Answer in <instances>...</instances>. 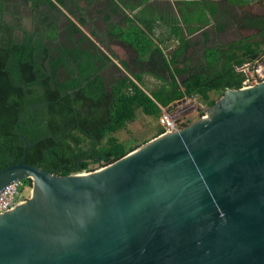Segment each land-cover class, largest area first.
<instances>
[{"label":"water","instance_id":"1","mask_svg":"<svg viewBox=\"0 0 264 264\" xmlns=\"http://www.w3.org/2000/svg\"><path fill=\"white\" fill-rule=\"evenodd\" d=\"M27 178L0 264H264V81L95 170L10 163L0 192Z\"/></svg>","mask_w":264,"mask_h":264},{"label":"trees","instance_id":"2","mask_svg":"<svg viewBox=\"0 0 264 264\" xmlns=\"http://www.w3.org/2000/svg\"><path fill=\"white\" fill-rule=\"evenodd\" d=\"M26 2L45 22L47 29L43 27V35L49 38L55 37L59 24L55 19H49L48 13L58 4L66 8L69 4H75L76 8L81 6L77 0ZM210 12L214 15V5ZM85 22V18L80 17V25ZM236 22L258 29L256 35L261 37L257 39L254 35L212 48L206 54L207 65L192 69L179 64L180 53L187 46L184 40L168 59L159 47L153 48L152 38L130 20V30L136 37L135 41L128 42L136 49L140 50V46L143 49L132 59L136 69L126 66L132 76L109 82L100 71L106 62L99 53L100 46L87 34V102L81 99L85 93L81 82L61 81V78H73V72L62 55L50 53V42H43L44 38L43 41L34 40L29 35L19 40L13 36L8 24L0 23V169L22 159L56 175L93 170L92 163L104 166L142 144L127 146L115 135L136 119L138 109L159 117L161 106L169 108L186 96L198 95L211 106L216 102L211 91L220 90L223 94L228 87L241 88L246 73L237 67L255 63L264 53V18L251 17ZM201 23L206 25L209 20L204 18ZM229 23L232 22L221 20L218 27L222 30ZM73 25L74 32H82L80 25ZM196 28H190V31ZM149 48L154 52L149 53ZM50 55L48 68L44 61ZM145 73L161 78L165 83L149 94L138 84ZM164 131L161 126L157 134ZM26 140L31 145L24 154ZM23 182L32 185L31 178Z\"/></svg>","mask_w":264,"mask_h":264},{"label":"crops","instance_id":"3","mask_svg":"<svg viewBox=\"0 0 264 264\" xmlns=\"http://www.w3.org/2000/svg\"><path fill=\"white\" fill-rule=\"evenodd\" d=\"M81 2L87 4V34L98 36V39L94 38L96 43L109 56L114 57L118 69L122 72L120 78L132 76L126 66L136 69L132 59L140 55L143 49L142 46L140 50L136 49L128 42L135 41L136 37L135 32L130 30V20L133 25L138 26L148 37L152 38L153 48L159 47L168 59L184 40L187 46L180 53V66L199 69L207 65L208 50L256 35L254 32L235 37L236 31L242 28L236 20L249 19L252 17L248 15L250 11L264 6V0H82ZM213 5L214 15L210 12ZM204 13L205 16L202 17ZM259 17L264 18V16ZM204 18L209 20L206 25L201 23ZM221 20L232 23L221 30L218 27V22ZM196 26V29L190 31V28ZM229 27L232 28L230 32H225V29ZM248 28L244 26L241 31ZM260 37L256 35L257 39ZM226 38L229 40L221 43L220 40ZM148 50L149 53L154 52L151 48ZM241 67L237 69L244 71ZM166 74L169 75V72L167 71ZM180 78L178 77L179 80ZM150 82L157 84L149 87ZM164 83L163 79L145 73L138 84L150 94ZM186 98L188 97L174 103ZM161 107L163 114L166 109Z\"/></svg>","mask_w":264,"mask_h":264},{"label":"flooded vegetation","instance_id":"4","mask_svg":"<svg viewBox=\"0 0 264 264\" xmlns=\"http://www.w3.org/2000/svg\"><path fill=\"white\" fill-rule=\"evenodd\" d=\"M80 1L82 0H77L81 5L79 8H76L75 4H69L67 8L58 4L57 8H53L48 13L50 15L49 19H55L59 24L55 37L52 38H49L45 34L43 35V27L46 28V24L26 0H0V23L8 24L11 27L13 36L19 40H23L25 36L29 35L34 40L43 41L44 38L43 42H50L52 46L50 53L56 56L62 55L73 72L71 74L73 78H61V81L69 84L81 82V87L84 86L85 89V93L81 99L87 102V4L80 3ZM248 15L259 17L261 14L257 9H254ZM80 17L85 18V24L80 25ZM73 23L81 26V33L78 34L73 31ZM235 24L237 25V23ZM231 27L225 29V32L231 30ZM245 27L248 28V26ZM248 29L256 28L249 27ZM258 32L259 30L256 29L255 33L258 34ZM91 37L92 39L99 38L96 35ZM81 38H85L86 40L82 41ZM99 53L106 61L104 68L100 70L106 81L109 82L114 78H120L122 72L118 69L114 57L112 55L109 56L101 47ZM50 57L51 55L47 56L44 61L48 68H50ZM69 91L73 92L74 89H70Z\"/></svg>","mask_w":264,"mask_h":264},{"label":"rangeland","instance_id":"5","mask_svg":"<svg viewBox=\"0 0 264 264\" xmlns=\"http://www.w3.org/2000/svg\"><path fill=\"white\" fill-rule=\"evenodd\" d=\"M258 12L264 15V6L256 8ZM242 28L236 31L235 37H240L243 34L254 33L256 29H245L244 32L241 31ZM229 38L220 40L221 43L228 41ZM248 65L249 74H256V69L260 68L264 71V53L261 57L253 64L246 63ZM149 87H153L157 83L150 82ZM211 96L218 100L223 94L222 91L214 90ZM209 105L206 104L199 96L188 97L185 100H180L171 105L170 108L165 107L166 111L170 113L180 127H185L191 122L201 118L209 109ZM159 126H161L159 117L147 115L143 113L140 109L137 110V117L134 121L129 122L124 128L115 132V135L119 140L124 142L127 146L134 145L137 143L147 142L150 139L156 137ZM102 167L100 164L92 163L91 168L93 170ZM89 171V170H84ZM29 194V192H28ZM27 194V196H28Z\"/></svg>","mask_w":264,"mask_h":264},{"label":"built area","instance_id":"6","mask_svg":"<svg viewBox=\"0 0 264 264\" xmlns=\"http://www.w3.org/2000/svg\"><path fill=\"white\" fill-rule=\"evenodd\" d=\"M246 67H248V65L241 67L247 75L243 82V86L257 84L264 81V71H262V69L257 68L256 74H249L248 68ZM159 121L165 128L164 132L181 128L174 117L167 111H164L160 116ZM31 188L32 185L24 184L23 180H17L7 185L4 190L0 192V215L24 202L28 198V192L30 193Z\"/></svg>","mask_w":264,"mask_h":264}]
</instances>
